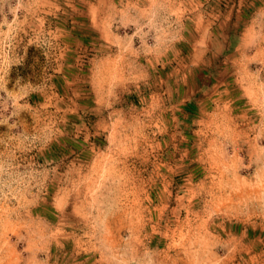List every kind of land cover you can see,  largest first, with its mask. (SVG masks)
Masks as SVG:
<instances>
[{"label":"rangeland","instance_id":"1","mask_svg":"<svg viewBox=\"0 0 264 264\" xmlns=\"http://www.w3.org/2000/svg\"><path fill=\"white\" fill-rule=\"evenodd\" d=\"M0 264H264V0H0Z\"/></svg>","mask_w":264,"mask_h":264}]
</instances>
